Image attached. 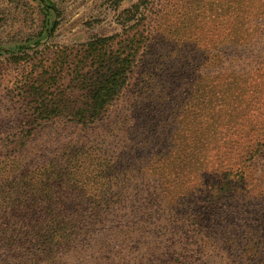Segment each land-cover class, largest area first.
Listing matches in <instances>:
<instances>
[{
  "label": "rangeland",
  "instance_id": "obj_1",
  "mask_svg": "<svg viewBox=\"0 0 264 264\" xmlns=\"http://www.w3.org/2000/svg\"><path fill=\"white\" fill-rule=\"evenodd\" d=\"M111 37L136 60L78 123ZM0 264H264V0H0Z\"/></svg>",
  "mask_w": 264,
  "mask_h": 264
},
{
  "label": "trees",
  "instance_id": "obj_2",
  "mask_svg": "<svg viewBox=\"0 0 264 264\" xmlns=\"http://www.w3.org/2000/svg\"><path fill=\"white\" fill-rule=\"evenodd\" d=\"M115 39L116 37L98 38L87 45L90 57H87V61L84 63L85 68L83 63H81V66L79 65L80 63H77L71 73V75H76L77 77L80 74L81 80L79 82L84 87L81 100L76 101L75 107L72 108L74 113H70V116L73 114V119L78 123H98L126 84L128 73L132 69L139 49L134 45V38L131 39L129 46H122L118 50L113 49L111 44ZM84 70L85 73L83 74ZM86 70L88 71L86 72ZM74 82L75 80L73 79ZM71 99L68 94L65 100L59 102V104H62L63 107L67 105V109H70L69 106L73 105ZM39 116L42 119H50L53 113L44 110L39 113ZM259 149L260 147L257 148V151ZM243 169L236 175L237 179L242 177ZM22 172H31V169L30 167L25 169V166H22ZM234 186L235 184L230 186V188H234ZM13 197L15 198L13 199L14 202L17 203V208L20 210V195L15 194Z\"/></svg>",
  "mask_w": 264,
  "mask_h": 264
}]
</instances>
